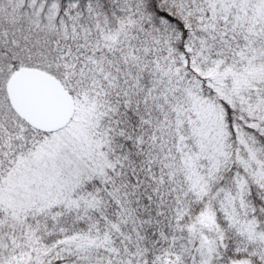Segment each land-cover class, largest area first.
Segmentation results:
<instances>
[{
  "label": "snow or ice",
  "instance_id": "obj_1",
  "mask_svg": "<svg viewBox=\"0 0 264 264\" xmlns=\"http://www.w3.org/2000/svg\"><path fill=\"white\" fill-rule=\"evenodd\" d=\"M0 264H264V0H0Z\"/></svg>",
  "mask_w": 264,
  "mask_h": 264
}]
</instances>
